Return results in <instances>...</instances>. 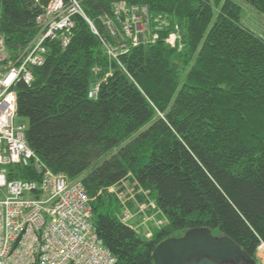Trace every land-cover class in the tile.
<instances>
[{
  "label": "trees",
  "instance_id": "obj_1",
  "mask_svg": "<svg viewBox=\"0 0 264 264\" xmlns=\"http://www.w3.org/2000/svg\"><path fill=\"white\" fill-rule=\"evenodd\" d=\"M80 1L90 25L75 16L68 47L46 43L32 84L13 88L28 147L52 173L82 182L97 237L116 264H154L162 242L199 229L218 231L258 264L264 41L242 26V9L229 0L220 7L219 0ZM242 1L264 16V0ZM120 3L146 8L155 40L139 36L132 45L121 31L123 17L115 15ZM48 4L0 0V35L11 58L36 38L35 19ZM213 6L218 13L211 25ZM6 174L9 181L39 180L33 165H10ZM124 182L136 192L137 203L126 202L132 213L137 204L153 203L148 214L158 212L156 220L164 221L148 223L151 237L121 221L125 206L117 194L123 189L109 190Z\"/></svg>",
  "mask_w": 264,
  "mask_h": 264
},
{
  "label": "built area",
  "instance_id": "obj_2",
  "mask_svg": "<svg viewBox=\"0 0 264 264\" xmlns=\"http://www.w3.org/2000/svg\"><path fill=\"white\" fill-rule=\"evenodd\" d=\"M115 15L123 17L121 31L136 46L141 25L138 20L148 21L146 8L120 3L115 6ZM75 16H82L90 25L80 0H49L35 19L39 28L36 38L17 58L9 56L0 35V264L117 263L97 237L91 201L82 182L69 181L65 175L54 174L41 164L25 141L26 125L17 120L13 88L19 82L28 87L32 84V70L45 63L46 43L56 42L62 49L68 47ZM107 24L115 34V26ZM155 39L156 36L151 40ZM174 42L175 36L171 35L167 43L173 46ZM109 55L116 58L111 50ZM97 93L98 86H95L88 97L94 99ZM10 165H33L38 182L9 181L6 167ZM117 197L125 206L121 221L129 225L135 214L126 207L128 199L120 193ZM139 206L137 214L155 210L153 203ZM157 214L146 218L156 227L164 222L156 221ZM138 233L151 237L149 230ZM257 253H264V243L258 246Z\"/></svg>",
  "mask_w": 264,
  "mask_h": 264
},
{
  "label": "water",
  "instance_id": "obj_3",
  "mask_svg": "<svg viewBox=\"0 0 264 264\" xmlns=\"http://www.w3.org/2000/svg\"><path fill=\"white\" fill-rule=\"evenodd\" d=\"M244 259V254L229 239H215L210 230L188 231L180 239L170 238L153 252L154 264H224Z\"/></svg>",
  "mask_w": 264,
  "mask_h": 264
},
{
  "label": "rangeland",
  "instance_id": "obj_4",
  "mask_svg": "<svg viewBox=\"0 0 264 264\" xmlns=\"http://www.w3.org/2000/svg\"><path fill=\"white\" fill-rule=\"evenodd\" d=\"M213 3L214 1L216 0H211ZM220 2V5L218 7L221 6L222 3H224L225 1L227 0H219ZM231 2H233L234 4H236L237 6H239L241 9H242V13H243V16H242V21H241V24L242 26L247 29L248 31H250L253 35L257 36L258 38L262 39L264 41V16L259 14L257 11H255L253 8H251L250 6H248L246 3H244L242 0H229ZM218 7H215L213 6V11H214V15H213V20L211 22V25L214 23L215 19H216V16H217V13H218ZM147 22V23H146ZM143 21V20H138V23L141 24L140 25V31H139V36H142L145 41H150V38L152 33H151V29H150V23L149 21ZM146 23V25H145ZM210 25V26H211ZM210 28V27H209ZM175 36V41H176V38H177V34H173ZM175 43V42H174ZM170 45V44H169ZM114 53V51H113ZM21 123L25 124L24 121H20ZM147 128V127H146ZM145 128V129H146ZM114 153H116V151H113L107 155H105L100 161H98L97 163H95L93 165V167L95 165H98L100 164L101 162L109 159ZM92 167V168H93ZM91 168V169H92ZM122 186V187H121ZM117 188H114L112 190V192H118L119 190L123 189V192H119L120 195L122 197L128 200H130V198L132 197V199H134V202L137 203V200H136V192L134 191V188L133 186H129V184L127 182H124L122 185H121ZM119 189V190H118ZM135 203V204H136ZM140 205H143V204H140ZM145 205V203H144ZM138 204H137V208H138ZM140 207V206H139ZM150 210H145V214H137L136 213H133L135 214V217L134 219L129 223V227L132 226V227H136L137 225L139 224H142L143 226L140 227V231L141 232H145L147 229H148V221L146 220L147 217H149L150 215L148 214ZM157 221V220H156ZM187 232H184V231H181V232H177L173 238L174 239H180L182 238L183 236H185ZM211 233V237L212 238H215V239H222L220 236H219V232L216 231V230H213V231H210ZM257 258H258V264H264V253H257ZM227 264H250L248 263L247 261H245L244 259H239V258H236L235 260H228L226 262Z\"/></svg>",
  "mask_w": 264,
  "mask_h": 264
}]
</instances>
